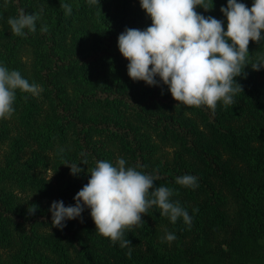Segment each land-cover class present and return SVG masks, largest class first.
I'll return each instance as SVG.
<instances>
[{"label":"trees","instance_id":"trees-1","mask_svg":"<svg viewBox=\"0 0 264 264\" xmlns=\"http://www.w3.org/2000/svg\"><path fill=\"white\" fill-rule=\"evenodd\" d=\"M205 3L196 12L226 30L227 0ZM21 9L38 19L35 32L17 36L7 21ZM151 23L140 0H0V66L42 89H17L12 115L0 118V264H264V68L251 67L264 58V38L249 42L235 104L218 101L213 112L175 101L158 76L155 85L128 76L118 36ZM119 159L158 177L152 190L171 189L191 224L152 206L124 230L123 248L97 233L87 207L54 227L52 200L74 205L96 163ZM186 174L197 187L176 183ZM167 233L176 238L164 240Z\"/></svg>","mask_w":264,"mask_h":264},{"label":"clouds","instance_id":"clouds-1","mask_svg":"<svg viewBox=\"0 0 264 264\" xmlns=\"http://www.w3.org/2000/svg\"><path fill=\"white\" fill-rule=\"evenodd\" d=\"M140 6L150 16L151 25L144 30L128 28L117 41L119 52L128 60V76L148 85L157 84L154 78L158 76L172 98L189 107L207 106L214 112L218 101L225 106L235 104L233 96L242 92V87L234 77L241 76L249 64V42L260 43L264 38V0H253L251 7L227 0V6L220 8L226 17V30L221 20L196 12V6L210 8L205 0H140ZM63 8L66 14L71 13L69 5ZM37 19L35 14L21 9L17 17H10L7 22L14 35L23 36L24 29L35 32ZM41 31H47V26ZM251 67L264 68V58L251 63ZM17 89L33 96L42 91L18 71L0 66V118L12 115ZM67 166L73 175L81 171L77 164ZM89 172L88 182L73 197L74 205L66 207L62 201L50 205L54 227L62 229L65 219L79 217L87 207L97 233L113 243L120 241L123 248L130 245L124 230L140 226L142 214L152 206L158 207L160 215L172 223L182 217L191 224L187 211L178 202L170 201L171 189L160 186L152 190L158 177L126 168L124 159H119L117 166L98 161ZM176 183L188 188L198 186L197 177L188 174L177 177ZM35 210V205L28 209L30 214ZM175 238L167 233L164 240L171 242ZM127 255L131 256V250Z\"/></svg>","mask_w":264,"mask_h":264},{"label":"rangeland","instance_id":"rangeland-1","mask_svg":"<svg viewBox=\"0 0 264 264\" xmlns=\"http://www.w3.org/2000/svg\"><path fill=\"white\" fill-rule=\"evenodd\" d=\"M34 149L36 148V146L35 147H33ZM5 149H7L6 148V146L5 145H1V147H0V164L3 162V160H4V153H5ZM31 149V148H30ZM30 149H28V153H26L25 155H24V157L26 158V157H29L30 156V153H31V151H30ZM38 173L39 174H41L42 176H44V177H46L47 179L49 178V176H50V174L52 173L49 169H46L44 166H41V167H39V169H38ZM53 176V175H52ZM52 176H51V178H52ZM31 197H29V199H30ZM22 199H24V198H22ZM54 201H56V200H52V202H54Z\"/></svg>","mask_w":264,"mask_h":264}]
</instances>
